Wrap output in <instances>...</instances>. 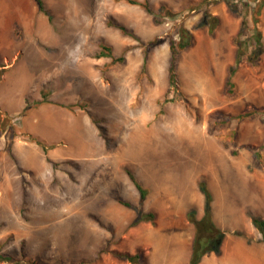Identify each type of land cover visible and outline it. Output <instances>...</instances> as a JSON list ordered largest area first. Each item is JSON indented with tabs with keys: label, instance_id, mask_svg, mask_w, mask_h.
I'll list each match as a JSON object with an SVG mask.
<instances>
[{
	"label": "rangeland",
	"instance_id": "374dc122",
	"mask_svg": "<svg viewBox=\"0 0 264 264\" xmlns=\"http://www.w3.org/2000/svg\"><path fill=\"white\" fill-rule=\"evenodd\" d=\"M139 1L160 23L126 0H43L47 13L0 0V254L16 260L0 264H190L187 213L204 216L202 180L227 235L201 264H264L252 222L264 220V55L227 87L255 3L264 36V0H235L236 11L227 0ZM207 14L213 34L200 26ZM180 25L194 43L174 88ZM103 45L124 61L97 58ZM128 172L148 190L143 204ZM141 213L154 221L132 227Z\"/></svg>",
	"mask_w": 264,
	"mask_h": 264
},
{
	"label": "trees",
	"instance_id": "16d2710c",
	"mask_svg": "<svg viewBox=\"0 0 264 264\" xmlns=\"http://www.w3.org/2000/svg\"><path fill=\"white\" fill-rule=\"evenodd\" d=\"M37 7L41 13H47L43 0H35ZM128 3L133 5L142 6L145 11L150 15H155L157 21H161L162 15H156L152 6L149 2H141L139 0H126ZM227 4L231 10L236 11L238 4L235 0H227ZM248 7V6H246ZM251 19L252 24L248 20L242 22L241 30L238 35L235 37L234 42L237 47L236 53V62L235 65L230 67L229 70V79L227 82V87L229 93L233 91L234 88V76L243 63H248L251 65L257 64L262 56L264 55V36L263 32L259 26L260 24V15H261V6L259 4H254L251 6ZM250 7V8H251ZM162 8H165L164 6ZM171 16V15H168ZM160 23V22H159ZM201 27H209V31L213 34L218 26V19L212 18L208 14L204 17ZM119 28L126 33V29L123 26ZM178 38H171L170 43V64H169V84L170 87H177L178 83V63L179 59L187 49L193 46L194 36L192 32L180 25L178 28ZM156 42H151L150 45H155ZM112 58L113 63H120L124 61L123 57L115 58L112 54V49L109 46L103 45L101 51L97 58ZM147 56L145 57L144 65L142 72L146 71ZM248 114L240 116L241 119L247 117ZM30 139H32L30 137ZM38 145H41L44 149V152L47 153L48 149L41 142L37 141ZM261 149L264 150V142L261 146ZM130 180L135 185L136 189L140 194V203L143 204L148 196V190L145 189L140 182L135 178V176L128 172ZM199 189L204 195V216L201 219H197L196 210L192 209L187 213L188 221L193 224L195 228V236L192 244V253L190 257V264H201L203 259L211 254L220 256L222 254L223 244L226 239L227 233L218 227L214 221L213 217V195L210 191L208 184L205 180L200 181ZM118 202L126 208L132 209L133 205L125 202L123 200H118ZM155 215L153 213H141L137 220L132 224V227H137L142 223L153 222ZM252 222L255 227L260 231L263 236L264 241V220L253 217ZM238 236H243L241 233H236ZM117 258L126 260L130 263H134L138 256H132L130 254L116 253ZM0 262H9L15 263L16 260L14 257L8 254H0Z\"/></svg>",
	"mask_w": 264,
	"mask_h": 264
},
{
	"label": "crops",
	"instance_id": "0c3cea01",
	"mask_svg": "<svg viewBox=\"0 0 264 264\" xmlns=\"http://www.w3.org/2000/svg\"><path fill=\"white\" fill-rule=\"evenodd\" d=\"M225 245H226V242H225ZM192 253V252H191ZM190 256H191V254H190ZM244 263H246V262H243V264ZM229 264H235V262H233L232 260H231V262H229Z\"/></svg>",
	"mask_w": 264,
	"mask_h": 264
},
{
	"label": "bare ground",
	"instance_id": "6f19581e",
	"mask_svg": "<svg viewBox=\"0 0 264 264\" xmlns=\"http://www.w3.org/2000/svg\"><path fill=\"white\" fill-rule=\"evenodd\" d=\"M121 119V118H120ZM138 149V148H137Z\"/></svg>",
	"mask_w": 264,
	"mask_h": 264
}]
</instances>
